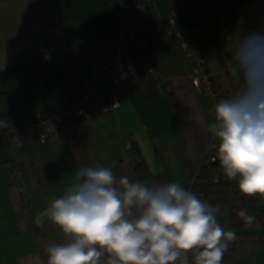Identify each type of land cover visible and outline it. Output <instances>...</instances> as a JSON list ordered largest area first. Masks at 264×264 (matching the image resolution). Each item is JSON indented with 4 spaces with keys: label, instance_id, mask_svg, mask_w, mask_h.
I'll use <instances>...</instances> for the list:
<instances>
[{
    "label": "crops",
    "instance_id": "1",
    "mask_svg": "<svg viewBox=\"0 0 264 264\" xmlns=\"http://www.w3.org/2000/svg\"><path fill=\"white\" fill-rule=\"evenodd\" d=\"M133 1L0 0V120L17 122L55 105L66 106L69 99L60 93L61 84L77 79L67 75L63 58L70 56L85 79L84 61L90 49L86 40L108 10ZM180 2L186 22L201 26L193 40L216 90L221 97L235 92L240 80L225 72V60L231 55L221 51L222 60L199 16L210 11L212 1ZM251 5L246 19L258 13ZM168 7L167 0H154L135 20L137 35L151 43L153 73L121 81L118 110L89 121L69 117L55 142L42 144L31 136L23 138L19 149L0 146V264H47L46 246L65 238L47 218L42 226L35 218L63 194L81 167H108L118 177L138 180L136 168L142 165L151 174L149 185L179 181L187 190L195 178L220 173V167L202 163L214 139L208 124L215 100L193 89L192 64L181 42L163 30ZM214 14L234 45L243 19L225 7ZM131 138L135 141L127 150ZM14 170L22 174H13ZM213 206L220 210L221 226L237 236L223 264H264V229H233L229 207Z\"/></svg>",
    "mask_w": 264,
    "mask_h": 264
},
{
    "label": "clouds",
    "instance_id": "2",
    "mask_svg": "<svg viewBox=\"0 0 264 264\" xmlns=\"http://www.w3.org/2000/svg\"><path fill=\"white\" fill-rule=\"evenodd\" d=\"M231 59L239 87L209 109L214 159L242 195L264 198V33L236 37ZM219 214L179 181L149 185L97 165L79 168L35 223L47 218L65 238L46 246L47 264H223L237 236Z\"/></svg>",
    "mask_w": 264,
    "mask_h": 264
},
{
    "label": "built area",
    "instance_id": "3",
    "mask_svg": "<svg viewBox=\"0 0 264 264\" xmlns=\"http://www.w3.org/2000/svg\"><path fill=\"white\" fill-rule=\"evenodd\" d=\"M154 0H134L120 8L108 10L106 17L114 21V35L107 42L89 50L87 54L88 75L83 82L63 81L60 93L69 99L66 106L55 105L52 110L35 113L21 121L8 122V126L0 128V146L19 149L24 137H36L40 143L48 144L59 138V129L71 116L89 121L94 115L109 114L121 107L117 94L121 81L124 78L139 79L144 75L153 73L151 58V43L147 38H140L135 29V20L139 17L142 7L149 5ZM167 0L169 12L163 30L168 36L176 37L182 45L187 59L192 64L190 81L193 89L198 93H208L216 101L220 93L216 90L213 76L206 68V61L195 43L200 35L201 26L188 24L180 11V0L171 2ZM211 14L225 7L228 11L244 17L250 3H255L258 13L264 14V0H211ZM192 39V40H191ZM233 40H220V50L232 56ZM235 44V43H234ZM231 56L225 60V72L234 76L232 72L233 61ZM135 141L131 138L127 150ZM218 141L214 138L203 160L204 166L215 165L220 167L216 156L215 145ZM139 164L133 161V166ZM13 174L21 175L20 170ZM223 173L206 178H195L194 185H214L228 182Z\"/></svg>",
    "mask_w": 264,
    "mask_h": 264
},
{
    "label": "trees",
    "instance_id": "4",
    "mask_svg": "<svg viewBox=\"0 0 264 264\" xmlns=\"http://www.w3.org/2000/svg\"><path fill=\"white\" fill-rule=\"evenodd\" d=\"M199 16L204 27L208 30L215 51L222 57V60H224L219 44L220 40H224L226 36L223 32L220 18L215 14H211V11L199 13ZM112 35H114V21L110 18H105L93 29L89 39L86 40V44L92 49L110 40ZM60 53L62 52H59V54ZM87 54L84 64H86L85 69L88 74ZM63 61L65 62L64 66L67 75L74 76L80 83L83 82V74L80 75L79 71L73 66V60L70 56L64 57ZM136 176L138 180H143L145 182L151 179V174L142 165L136 168ZM189 191L194 192L199 198L207 201L211 205L228 206L231 215V226L233 229H264V198H261L259 195L255 197H246L242 195L236 188L235 181H228L214 185L196 184L189 189ZM242 208L247 209L249 215L255 216L256 221L253 225L249 226L245 224V222L238 216V212Z\"/></svg>",
    "mask_w": 264,
    "mask_h": 264
},
{
    "label": "rangeland",
    "instance_id": "5",
    "mask_svg": "<svg viewBox=\"0 0 264 264\" xmlns=\"http://www.w3.org/2000/svg\"><path fill=\"white\" fill-rule=\"evenodd\" d=\"M252 5L251 6L254 7L255 3L252 2ZM241 19H243V25H241L242 28L240 27L239 29L240 37L245 36L248 33H252V32L264 33V14L253 13V15L251 17H248V19H246L245 16ZM236 80L239 79L237 78ZM117 94H118V90H117ZM220 173H223L221 167H220ZM257 209L259 210L258 207Z\"/></svg>",
    "mask_w": 264,
    "mask_h": 264
}]
</instances>
